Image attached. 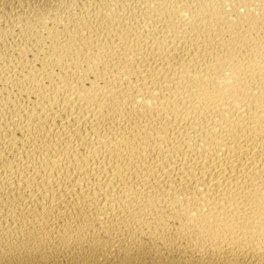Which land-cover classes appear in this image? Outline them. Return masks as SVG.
I'll list each match as a JSON object with an SVG mask.
<instances>
[{"label":"bare ground","instance_id":"obj_1","mask_svg":"<svg viewBox=\"0 0 264 264\" xmlns=\"http://www.w3.org/2000/svg\"><path fill=\"white\" fill-rule=\"evenodd\" d=\"M0 264H264V0H0Z\"/></svg>","mask_w":264,"mask_h":264},{"label":"rangeland","instance_id":"obj_2","mask_svg":"<svg viewBox=\"0 0 264 264\" xmlns=\"http://www.w3.org/2000/svg\"><path fill=\"white\" fill-rule=\"evenodd\" d=\"M228 1H231V0H228ZM226 3H228V2H226Z\"/></svg>","mask_w":264,"mask_h":264}]
</instances>
